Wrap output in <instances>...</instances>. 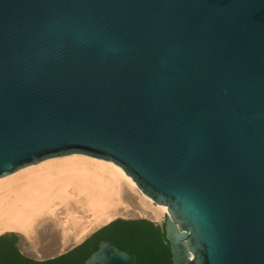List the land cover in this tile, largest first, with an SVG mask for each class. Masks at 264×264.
<instances>
[{"label": "water", "instance_id": "1", "mask_svg": "<svg viewBox=\"0 0 264 264\" xmlns=\"http://www.w3.org/2000/svg\"><path fill=\"white\" fill-rule=\"evenodd\" d=\"M72 154L168 211L171 264H264V0H0V178Z\"/></svg>", "mask_w": 264, "mask_h": 264}, {"label": "bare ground", "instance_id": "2", "mask_svg": "<svg viewBox=\"0 0 264 264\" xmlns=\"http://www.w3.org/2000/svg\"><path fill=\"white\" fill-rule=\"evenodd\" d=\"M165 213L118 165L82 154L0 178V236L22 234L24 254L36 259L59 255L117 217L158 223Z\"/></svg>", "mask_w": 264, "mask_h": 264}, {"label": "trees", "instance_id": "3", "mask_svg": "<svg viewBox=\"0 0 264 264\" xmlns=\"http://www.w3.org/2000/svg\"><path fill=\"white\" fill-rule=\"evenodd\" d=\"M106 240L130 250L138 264H171L163 227L143 219H117L70 252L44 262L23 257L16 247V236L7 233L0 236V264H83L99 242Z\"/></svg>", "mask_w": 264, "mask_h": 264}, {"label": "rangeland", "instance_id": "4", "mask_svg": "<svg viewBox=\"0 0 264 264\" xmlns=\"http://www.w3.org/2000/svg\"><path fill=\"white\" fill-rule=\"evenodd\" d=\"M117 218H119V219H136V218H138V217H117ZM116 219V218H115ZM143 219V218H142ZM164 219H165V217L160 221V222H156L157 224V226H159V227H163L162 226V224H163V221H164ZM8 233H12V232H8ZM91 233H93V232H91ZM87 237V236H86ZM86 237H84L82 240H80V241H78V242H75V244L73 243V245H70L68 248H66V249H70V248H72V247H74V246H76V245H78L79 243H81ZM26 241V240H25ZM17 244V243H16ZM28 242L26 241V245L23 247V248H21L20 250L22 251V252H24V248L25 247H28ZM66 249H64V250H66ZM64 250H62L60 253H58V254H61ZM64 253V252H63ZM33 258H35V257H33ZM36 259V258H35Z\"/></svg>", "mask_w": 264, "mask_h": 264}]
</instances>
